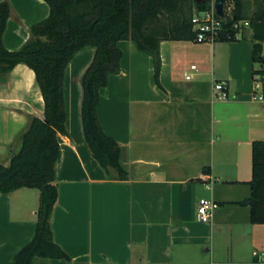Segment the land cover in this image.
Here are the masks:
<instances>
[{
	"label": "crops",
	"instance_id": "crops-1",
	"mask_svg": "<svg viewBox=\"0 0 264 264\" xmlns=\"http://www.w3.org/2000/svg\"><path fill=\"white\" fill-rule=\"evenodd\" d=\"M3 1L10 4L3 42L18 50L50 8L45 0ZM244 36L162 41L160 86L153 57L130 40L118 43L121 70L101 90L97 113L121 147L125 180L106 171L85 141L81 78L95 48L75 54L65 72L67 134L58 137L51 219L69 258L36 257L34 264H264V224L251 223L250 206L241 204L251 196L252 142L264 140L258 67ZM222 80L226 99L214 94ZM44 111L32 68L19 63L0 73V162L9 163L31 117ZM202 197L219 202L209 222L198 218ZM39 198L36 188L0 192V264L33 238Z\"/></svg>",
	"mask_w": 264,
	"mask_h": 264
},
{
	"label": "trees",
	"instance_id": "trees-1",
	"mask_svg": "<svg viewBox=\"0 0 264 264\" xmlns=\"http://www.w3.org/2000/svg\"><path fill=\"white\" fill-rule=\"evenodd\" d=\"M49 16L31 27V36L18 50L3 42L10 4L0 3V73L24 63L36 74L45 103L44 117H31L21 136L20 148L7 165L0 162V192L20 188L40 191L33 238L14 255L10 264H34L36 257L69 258L55 241L51 219L58 200L56 166L61 156L59 134H67L64 79L67 65L77 52L95 48V55L81 78V118L85 141L106 170L117 179L128 178L118 141L107 134L97 108L101 90L111 75L121 70L123 52L118 43L132 41L138 50L153 57L155 81L160 86V44L165 40L193 41L195 14L203 15L212 0H45ZM233 5L222 20L216 41H235V23L248 20L253 41V59L264 66V0H225ZM251 223L264 224V140L252 142Z\"/></svg>",
	"mask_w": 264,
	"mask_h": 264
},
{
	"label": "built area",
	"instance_id": "built-area-1",
	"mask_svg": "<svg viewBox=\"0 0 264 264\" xmlns=\"http://www.w3.org/2000/svg\"><path fill=\"white\" fill-rule=\"evenodd\" d=\"M214 1L212 0V5L209 10H207L203 15L195 14L192 18V23L194 29L196 30L195 42L205 43V42H215L219 34L223 29V23L221 16L216 12ZM225 1V0H224ZM233 5L225 2L224 10L227 14L232 10ZM235 27L239 30L237 37L240 38L244 36L246 30H250V23L248 20H243L235 23ZM257 69L254 73V97L257 100L264 102V66L257 63ZM214 94L218 99H226L228 97L227 92V82L218 81L214 84ZM219 207V202L202 197L198 202V218L202 222H209L212 218L214 211ZM264 261V255H263Z\"/></svg>",
	"mask_w": 264,
	"mask_h": 264
},
{
	"label": "water",
	"instance_id": "water-1",
	"mask_svg": "<svg viewBox=\"0 0 264 264\" xmlns=\"http://www.w3.org/2000/svg\"><path fill=\"white\" fill-rule=\"evenodd\" d=\"M224 4H225L224 0H215L214 1V6H215L217 14L225 19L226 18V13H225V10H224Z\"/></svg>",
	"mask_w": 264,
	"mask_h": 264
},
{
	"label": "rangeland",
	"instance_id": "rangeland-1",
	"mask_svg": "<svg viewBox=\"0 0 264 264\" xmlns=\"http://www.w3.org/2000/svg\"><path fill=\"white\" fill-rule=\"evenodd\" d=\"M246 34H248V36H249V38H251L252 39V36H251V34H250V30L248 29V30H246V32H245ZM257 66V65H256Z\"/></svg>",
	"mask_w": 264,
	"mask_h": 264
}]
</instances>
